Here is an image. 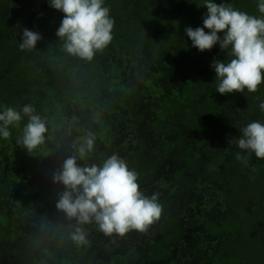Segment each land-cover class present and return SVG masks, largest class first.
I'll list each match as a JSON object with an SVG mask.
<instances>
[{
  "label": "trees",
  "instance_id": "16d2710c",
  "mask_svg": "<svg viewBox=\"0 0 264 264\" xmlns=\"http://www.w3.org/2000/svg\"><path fill=\"white\" fill-rule=\"evenodd\" d=\"M224 2L259 15L257 0ZM104 6L113 39L84 60L63 51L56 31L64 14L47 0H0V106L31 104L48 129L31 153L17 144L26 117L0 138V264H264V160L229 144L247 122H264L258 107L264 83L253 93L215 92L210 65L225 53L219 45L201 53L184 35L186 26L202 27V0H104ZM24 29L42 37L33 49L19 46ZM69 108L82 118L90 112L96 124L94 151L78 162L124 156L130 168L139 165L140 190L157 193L163 209L146 232L97 240L105 258L93 250L92 259L91 247L72 240L74 219L57 209L48 208L49 221L28 220L21 231L19 213H7L11 204L37 212L63 191L53 173L88 134ZM62 126L76 132L68 144L58 139ZM46 161L56 165L39 181L33 171Z\"/></svg>",
  "mask_w": 264,
  "mask_h": 264
},
{
  "label": "clouds",
  "instance_id": "9594fccd",
  "mask_svg": "<svg viewBox=\"0 0 264 264\" xmlns=\"http://www.w3.org/2000/svg\"><path fill=\"white\" fill-rule=\"evenodd\" d=\"M49 7L63 13L56 31L63 51L84 60H91L112 41L114 21L104 0H47ZM206 14L202 27L186 26L184 35L191 47L203 53L219 45L225 60L214 59L210 67L215 73V92H256L264 83V0H257L259 15L235 8L231 3L202 0ZM42 37L24 29L20 40L22 50L33 49ZM264 113V100L258 104ZM27 118L17 140L29 153L46 140L47 122L31 104L19 109L0 106V138L11 135V127ZM239 136L229 144L264 160V122L254 120L239 129ZM95 136L87 134L75 151L67 156L53 173V183L63 186L55 207L69 220H75L72 240L87 244V230L94 224L105 235H125L129 231L146 232L161 218L162 205L158 194L145 195L138 184V173L127 161L113 153L100 164L78 161L94 151ZM237 153V159H240Z\"/></svg>",
  "mask_w": 264,
  "mask_h": 264
},
{
  "label": "rangeland",
  "instance_id": "374dc122",
  "mask_svg": "<svg viewBox=\"0 0 264 264\" xmlns=\"http://www.w3.org/2000/svg\"><path fill=\"white\" fill-rule=\"evenodd\" d=\"M178 78L180 79L179 75L175 76V79H178ZM89 79H90L89 76L86 77L85 79H83V83L87 84ZM168 81H171V78L168 79ZM73 82L76 83L75 80ZM65 110H66V107H65ZM69 113H71L72 116L75 117L76 122H78L77 124L80 125L81 128L85 129L84 130L85 133L89 134L90 132L95 130L94 128H95L96 124H94V122H92L91 117H93V116L91 115L90 112L89 113H85V115L83 116L84 118L77 117L78 113L76 111H74L73 109H70V108H69ZM102 115H104V114H102ZM59 132H60L59 133L60 137L58 139L61 140V142L63 144L70 143L71 136L76 135V132L74 130L71 129L69 131L68 127H65V126H62L61 130ZM81 134H83V132H81L80 135ZM76 144L78 145L79 142H76ZM94 157L90 158L91 161H94ZM123 157L124 156H122V158ZM42 165H43V167H42L43 169L38 167L37 169H35L33 171V176L36 177L37 180H39V181L46 174V172L44 170L48 169V173H52L53 170H54L53 168L55 167L56 164L53 161H46V162H42ZM138 169H139V165H136L134 167V170L137 171ZM2 178H3L2 174H0V184H1ZM57 200H58V193H55L53 200L52 199L51 200L47 199V200H44V202H42V204H44V206L42 205V209H43V210L41 209L42 211L39 210L37 212H28V213H23L22 209H18V210H16V208L11 209V207H14V206H13V204H11V206L7 205L9 203L8 201L3 202V204L7 205V213H9V212L19 213V218L17 220V223H18L17 230L21 231L22 228L24 227V223L27 222L28 220L32 221L34 223H37V222L39 223L40 221H42V219H43V221H49L50 218L48 217V214H47L48 213V208L51 207V208L56 209L55 204H56ZM75 223H76L75 220H73V223L70 226V230L71 231L74 230L73 225H75ZM93 225L94 224H89V228L90 229H89V233L87 234V239H88L89 245L86 244L85 248L91 247L90 250H89L90 252L94 253V251H95L97 255L100 254V256L102 255V257L105 258L104 250L102 248H100L99 245H97L96 241L100 240L102 243L106 244L107 241H108V235H105L104 233L102 234V232H100L96 228V226H93ZM17 236L15 235V238H14L13 243L11 245V249L10 248L8 249V251H10V253H13V255H15L16 252H17V250H16V246L18 244ZM5 256H7L9 258L11 257L10 254H8V253H6ZM82 257H85V256L83 255ZM93 258H95V253H94V256H92V259Z\"/></svg>",
  "mask_w": 264,
  "mask_h": 264
}]
</instances>
